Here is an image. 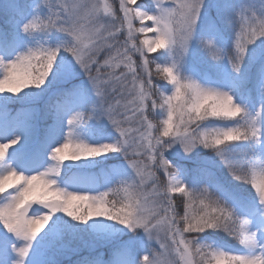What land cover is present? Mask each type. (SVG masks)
I'll return each instance as SVG.
<instances>
[{"label": "rangeland", "instance_id": "1", "mask_svg": "<svg viewBox=\"0 0 264 264\" xmlns=\"http://www.w3.org/2000/svg\"><path fill=\"white\" fill-rule=\"evenodd\" d=\"M60 1L64 4L66 10L76 3V0ZM77 1L85 2V0ZM106 1L109 0H102L104 13H100L97 16L104 15L107 17L114 15V9H111ZM132 1L134 0H118V6L121 12L117 14V17L124 23L123 25L126 29L121 25L125 36L131 35L137 39L134 20L129 15L130 10L127 7ZM166 1L161 0L164 13L160 17V25L161 27L164 26L170 38L172 57L174 56L175 60L181 61H177L182 65V68L179 69L178 76L184 78L188 75L186 71L187 66L192 64L193 61L196 62L199 60V54H197L199 48L196 51V33L193 29V24L200 18V14L198 9L194 8V0H175L176 7ZM171 1L175 4L174 0ZM35 2L36 0L31 1L30 8L32 10L36 9ZM48 3V0H41V7L48 10ZM77 5L82 8L79 4ZM226 6L227 14L232 17V15L243 12L242 10L252 9L254 4L253 0H238V3L226 4ZM174 10L179 18V27L176 32L171 28L169 23L171 21L170 18L174 14ZM218 10L216 9V11ZM90 12V8L85 4L79 16L80 18H84ZM144 14V8H142L138 15L144 16ZM75 16L78 15L75 14ZM7 17L11 21L10 26H12L11 29L14 28L12 31L15 32V35L12 36L14 41L10 44L8 43L7 35L0 30V89L6 88L21 91L27 89L31 84L32 71L29 66V60L46 57V61L49 62L52 58V49L46 42L44 43L37 39L21 47L17 42L22 32L28 26L35 24V13H30L23 20L17 21L13 19L11 9H8ZM89 29L87 28L86 30L89 31ZM93 31L96 32L97 29H93ZM126 31H128L127 34ZM85 33L87 32H84V35ZM157 33L155 38H141L139 36L138 47L139 42L142 41L144 52L145 48L146 50L154 48L155 39L161 41L162 35L159 31ZM75 39L79 40L81 38L75 35ZM102 42L84 43L81 50L77 49L76 55H81V61L78 68L77 61L75 60L77 66L76 72L79 73L83 69L81 62L87 55V51L99 49L104 45ZM60 47L61 44L57 42L54 45V50L59 51ZM111 49L117 50L116 47H112ZM191 58H193L192 62L187 61ZM94 64L97 63L93 59L86 66ZM102 65L99 62L96 68L98 69ZM68 70H71V67ZM141 74L145 76V72L140 69V71H136L135 77H140ZM90 86L100 89L99 77H96L90 83ZM140 89L141 87H138V91ZM200 96H213L230 114H237L241 110V102L238 98V90L235 85H227L214 91H201ZM100 99L101 97L97 96V102H100ZM104 101L105 99L101 103ZM114 103L115 100L111 104L114 105ZM179 103L176 108L178 111H181L182 103ZM81 110L82 105L79 103L72 101L57 102L53 115L54 119L49 125L48 134L45 141L40 144H35L36 129L34 124H26L18 121L15 117L0 114V192L16 187L9 195V198L0 205V216L3 218V223L6 229H11L6 235V240L11 245L14 243L16 248L11 251L9 250L5 255L0 254V264H13L12 259H10L12 258L11 256L20 260L18 264H41L42 260L31 252L25 251L21 253L22 246L18 240L30 238V232L43 228L47 224V221L57 212L65 214L79 208V206H87L93 227L102 232L106 231V210L101 200L102 195L108 190L107 178L104 176L103 167L98 168L97 176L86 170L92 166L88 160L91 155L104 161L110 154L118 151L123 158L121 160L123 162L122 166L130 170L131 173L150 174L147 167L150 165L153 168V157L148 156L144 166L139 164L137 157V160L129 158L131 156H137L136 154H139V150L144 151L147 148L145 144L143 149V146L137 143V140L141 139L140 135L132 136V134H128L121 136L120 140L110 135L104 137L102 140L96 139L81 124ZM103 112H105V109ZM178 116L182 117V113L178 112ZM185 127H187L186 124ZM178 128L180 132L172 137L173 140L165 143L167 145L166 153L178 159H189L201 155L203 152L202 149L200 150L195 144L190 134H188V131L184 130L183 126L179 124L175 128V131ZM163 156V154L159 156L160 158L157 164V171L162 175H164ZM214 156V154L210 155L208 161H212ZM65 162L77 167L79 170L71 173L69 178L62 182L57 176V173L62 170ZM144 167L147 170H144ZM106 169L110 173L111 178L120 180L121 171L118 165L110 164ZM255 178L256 183L259 184L261 189L260 202H263L264 155L260 159ZM183 183V179L171 178L167 186L170 192L173 193L180 189ZM142 191L144 193V185L142 186ZM202 191L201 193L204 195L203 199L208 200L207 192L205 190ZM190 202L189 193L185 197L186 208L191 207ZM144 209L145 204L143 203L142 206L140 205L137 208L138 211L132 214L133 217L136 216L134 218L136 225L143 226L147 222L148 218L144 216ZM194 213L198 215L197 211H194ZM200 213L204 221H208L211 218L209 204L204 203L200 205ZM203 219L201 220V224L205 225ZM251 220L247 222L243 230L241 246L245 254L239 258L243 264H264V222L254 218ZM153 239L155 241L160 240V234L157 229L153 231ZM137 250L143 259L150 256L151 250L145 245L144 237L138 241ZM156 254H159V251ZM185 256L187 261L184 264H193L189 251L185 253ZM160 262L161 259L159 257H154L150 264H160ZM88 264H99V262L95 259ZM106 264H127V260L121 251H116Z\"/></svg>", "mask_w": 264, "mask_h": 264}, {"label": "trees", "instance_id": "2", "mask_svg": "<svg viewBox=\"0 0 264 264\" xmlns=\"http://www.w3.org/2000/svg\"><path fill=\"white\" fill-rule=\"evenodd\" d=\"M232 1L218 0V3L223 6ZM142 2H144V9H153L152 0H135L129 4V7L139 36L145 38L154 36L156 32L154 28L152 29L150 17L147 18L145 14L138 15L143 7ZM254 3L257 5L256 12L230 19L222 18L223 11L216 13L210 11L213 15L206 22L222 42L213 44L210 55L222 65L227 78L237 82L244 95L250 99L253 96L251 85L264 71V0H254ZM117 32L118 28L114 27L112 33ZM166 43L165 39L162 43H157L152 51H146L144 54L149 72V80H147L150 84L144 85L143 82V88L141 87L140 90L141 99H139L142 100L141 110H144L147 122L155 127L154 134H151L149 149L151 157L154 158L152 174L159 180L163 191V196L158 192V197H164L167 207L170 204L174 206L183 228L188 233L192 232L190 243L195 264H240L238 257L231 256L220 247L221 245L230 247L232 244L240 243L242 222L238 211L215 198L210 208V221H204L200 213V205L203 203L197 196L190 194L191 207L186 208L185 197L188 191L183 187L173 193L172 199L165 196L164 175L157 171V164L159 156L163 154L164 171L167 177L175 178L181 173L185 174L187 183L193 187L198 185V182L206 175L215 183L216 189L221 187L231 195L238 206L250 210L256 203L259 190L254 179V170L260 155L259 131L264 135V106L258 117L249 110L231 115L213 96H200L204 88L202 84L191 81L177 86L176 78L169 67ZM105 48L110 47L107 44ZM124 49L127 48L124 47ZM102 54L95 60L96 63L103 58ZM66 58L67 55L64 54L57 56L50 66L36 69L30 89L21 93L0 91V111L13 112L16 109H22V117L28 118L32 117L35 105L44 101L49 107L45 109L46 113L42 109L41 111L44 118L46 114L49 116L51 106L46 97L59 86L64 68L63 62ZM138 59H141V56L132 52L122 54L118 60L117 74L124 75L123 73L129 71L133 75L139 68L136 63ZM135 66L138 68L135 69ZM117 74L110 72L113 78H117ZM133 80H135L134 77ZM61 94L68 97L82 95L81 92L76 90L69 92L65 88L52 94L49 100L60 98ZM179 102L182 103L181 111L176 108ZM88 107L89 105H86L84 110L86 119H89L91 115ZM178 112L182 113V117L178 116ZM178 124L188 131L195 144L200 150L202 149L201 155L178 160L166 153L167 147L155 145L157 134H160L162 139L169 140L174 134L180 132L179 128L175 131ZM212 154L215 155L214 159L208 161V157ZM110 198L108 196L106 203L109 208L112 206L121 220L125 210L122 208L124 203L122 188L114 189L111 204ZM2 199L4 194H0V201ZM194 211H197L198 215ZM202 219L205 225L201 224ZM54 224L55 222H51L44 231L49 230ZM59 225L66 239L70 241L73 239L72 236L79 235L88 240L97 234L88 223L86 210H82L79 215L70 214L63 217Z\"/></svg>", "mask_w": 264, "mask_h": 264}]
</instances>
